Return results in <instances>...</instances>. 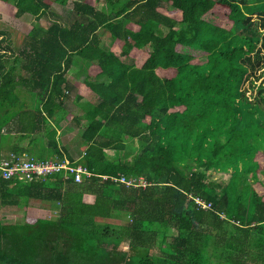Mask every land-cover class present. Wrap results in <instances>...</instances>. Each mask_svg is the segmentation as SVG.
I'll return each mask as SVG.
<instances>
[{
    "label": "trees",
    "instance_id": "trees-1",
    "mask_svg": "<svg viewBox=\"0 0 264 264\" xmlns=\"http://www.w3.org/2000/svg\"><path fill=\"white\" fill-rule=\"evenodd\" d=\"M67 1L0 8L37 22ZM91 1L33 23L17 52L0 30V160L63 159L49 120L58 124L73 62L96 96L78 132L82 154L69 160L90 176L0 179V206L54 211L0 221V264H264V0ZM16 90L36 92L35 104Z\"/></svg>",
    "mask_w": 264,
    "mask_h": 264
},
{
    "label": "crops",
    "instance_id": "crops-1",
    "mask_svg": "<svg viewBox=\"0 0 264 264\" xmlns=\"http://www.w3.org/2000/svg\"><path fill=\"white\" fill-rule=\"evenodd\" d=\"M18 63L19 62H1V66L4 68L3 71H6L15 66L19 68L20 65L18 66ZM79 63L82 65V62H73L72 68L66 73L70 91L65 93L66 96L63 97L62 104L59 107L60 110L58 113L61 116L57 117V119L60 118L58 124L55 122L52 123L49 120V123L52 124L56 130V138L58 140V146L63 152V158L72 161L78 160L82 154L78 132L85 123V105L90 102L93 103L96 100V96L93 92L80 82L81 74L84 73V71L80 70L78 66ZM85 72L90 75L96 73V71L93 70ZM14 73L15 70H13L11 77L16 78L17 75H14ZM23 74L25 75L24 71ZM35 94L36 92L34 91H13V95L19 99H26L29 105L35 104L33 98ZM76 97L78 99H76ZM46 143V138H42L35 148L41 150V147H46ZM19 145L21 147L26 146V141L20 142ZM0 153H5V150H1Z\"/></svg>",
    "mask_w": 264,
    "mask_h": 264
},
{
    "label": "rangeland",
    "instance_id": "rangeland-1",
    "mask_svg": "<svg viewBox=\"0 0 264 264\" xmlns=\"http://www.w3.org/2000/svg\"><path fill=\"white\" fill-rule=\"evenodd\" d=\"M91 1V0H89ZM92 2V1H91ZM98 5V4H97ZM51 15L47 14L42 16L37 22L34 20L33 16L30 14H23L22 16L16 18L12 15V9L8 6H2L0 8V30L6 32L9 39V44L14 52H17L22 48V36L25 34L32 26V24H39L42 27L54 19V16L61 17L62 19H67L72 13V3L68 0L65 5L61 6L52 2L49 7ZM3 36L0 34V37ZM107 36L102 34L100 40L103 44L107 42ZM216 179L225 180L227 174L217 173L214 175ZM261 181L263 180L260 178ZM259 193L264 192V190L257 188ZM37 201H28L26 205L22 208H17L15 206H0V221L2 223H18L26 216L35 217H52L54 215L53 209L45 208ZM119 249L126 250V245L121 243Z\"/></svg>",
    "mask_w": 264,
    "mask_h": 264
},
{
    "label": "built area",
    "instance_id": "built-area-1",
    "mask_svg": "<svg viewBox=\"0 0 264 264\" xmlns=\"http://www.w3.org/2000/svg\"><path fill=\"white\" fill-rule=\"evenodd\" d=\"M62 171L63 177L71 175L75 182H79L83 176H90L91 173L80 164H71L69 160L63 158H37L27 153L14 154L9 152L6 157L0 160V179L15 180L20 182H30L43 180L47 176ZM119 182L126 186H144L147 182L142 178H128L119 176ZM196 207L201 209L209 208L210 204L198 197H193Z\"/></svg>",
    "mask_w": 264,
    "mask_h": 264
}]
</instances>
